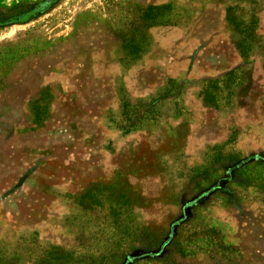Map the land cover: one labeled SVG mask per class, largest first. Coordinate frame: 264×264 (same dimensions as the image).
Listing matches in <instances>:
<instances>
[{
    "label": "rangeland",
    "instance_id": "rangeland-1",
    "mask_svg": "<svg viewBox=\"0 0 264 264\" xmlns=\"http://www.w3.org/2000/svg\"><path fill=\"white\" fill-rule=\"evenodd\" d=\"M0 264H264V0H0Z\"/></svg>",
    "mask_w": 264,
    "mask_h": 264
}]
</instances>
